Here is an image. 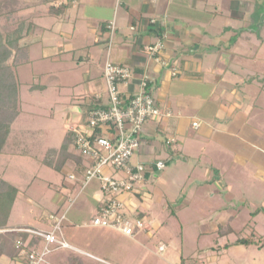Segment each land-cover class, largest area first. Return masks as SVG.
Here are the masks:
<instances>
[{"label":"crops","instance_id":"crops-1","mask_svg":"<svg viewBox=\"0 0 264 264\" xmlns=\"http://www.w3.org/2000/svg\"><path fill=\"white\" fill-rule=\"evenodd\" d=\"M230 2L232 1L222 0L221 13H214V15L228 16L235 22L245 20V7L243 9V6H236L235 0L232 4H229ZM262 4L263 2L259 4L261 9H263ZM208 7L209 0H37L36 4L31 7L30 10L42 9L43 13L32 19V30L29 35L24 37V40L31 43L29 59L33 45L30 37L35 31L38 33L50 31L59 36L61 39H56V42L61 45L63 54L83 51V54L77 57L75 65L68 66L70 72L76 74L75 76H80L75 82L78 83L80 91L73 94L74 98L69 105L72 106L70 108L72 112L85 116L86 111L94 105L97 98L100 102L106 99L102 73L108 41L107 25L114 21L115 31L109 60L114 64L131 69L135 75L126 84L119 86L123 96H129L136 91L137 79L145 70L150 76V91L157 106L162 111L171 114L168 118H151L146 121L140 136L141 147L131 159L133 164L142 163L150 169L155 162L162 161L165 164L164 169L156 173L154 179L150 180V176L147 177V182L141 187V194L123 195V200L127 199L128 206H125V210L128 218H137V215H142L149 219L146 220L147 229L140 232L145 235L150 234L147 236L148 238H141L142 234L135 238H129L111 229L95 227L91 223L96 213L88 222L79 220L73 213L68 219L65 217L61 224L63 238L71 246V249H55L45 257L41 264H134V248L135 246L143 248L140 241L144 238L153 241L152 244L157 247V255L164 253L168 246L178 238H180L181 246L183 240L181 235L182 210L177 211L179 216H171L176 211V207H172L176 201L172 197V191L176 189L178 191L179 188L175 180L176 175L179 172H184V175L190 176L198 170L201 172L204 170L205 173L201 175L206 174L209 178L215 176L212 181H209V178L206 181L204 177L198 180L196 184L201 188L204 183L212 186L214 183L218 185V183L224 182L223 177L220 178V170L213 162L208 161V164H204L201 161L205 152L207 155L211 153L209 141L223 145L229 154L237 157L235 162H242L243 167L250 166L251 170L253 167L255 172L252 171V177L264 184V175L259 174L264 173V132L249 121L251 106L264 111V82L262 83L264 79H261L260 83L259 80H256L258 76L245 80V74H236L239 82L229 88L230 90L228 89L227 92H223L222 95H215L228 68L222 62L218 63L212 70L215 76L209 82V71L207 73V70L211 44L209 43V20L207 21ZM196 12H200L199 15ZM46 18L49 24L50 20L52 21L49 26L38 23L41 22V19ZM261 25L264 24L252 29L249 28V25L244 28L246 34L242 31L237 33L238 38L251 41L248 34L257 32H259L258 38H260ZM67 26L72 32H66ZM234 27L224 28L218 35L219 37H214V39L222 38L223 34H228L231 31L236 32ZM75 31L78 33L74 34ZM157 40H160L164 46L161 55H159L160 62L154 61L144 51L146 46ZM80 43V47L75 46ZM231 47L234 48V45L228 48ZM45 55L42 57H51V55ZM71 61H74L73 58ZM33 79L36 77L34 76ZM241 81L244 84H241ZM251 84H254L255 88L246 92L244 86L250 87ZM46 88L43 86L41 89L46 90ZM209 96L210 99L212 97L216 99L210 101ZM258 99L260 101L256 105ZM190 102L194 107L189 106ZM194 122L199 123L196 128L193 127ZM69 126L76 128L80 125L70 123ZM167 142L169 143L167 144ZM190 160H192V165L188 166ZM71 175L76 179L79 178L78 174ZM76 179L71 181H77ZM78 182L80 183V180ZM238 184L241 185L242 190L243 183L238 181ZM263 184L259 185L258 189L262 190ZM216 188H221L220 191H216L218 194L223 190L222 195L225 200L219 201L221 207L216 208L213 213L215 218H219L220 222L223 219L224 223L219 224L214 231L220 235L222 244L215 243L213 245L221 250L222 255H227L228 251L233 249L236 258L232 263L227 262V264H238L240 255L244 256L248 248L254 247L251 244L252 241H256L259 237V242L262 241L264 244V233L257 238L253 235L254 233L245 238L240 235L239 238L231 242L232 224L240 209L247 208L250 211L248 214L250 223L259 213L264 215V197L258 201L260 202L259 207L251 209V198L243 191L242 198L240 197L238 200L241 203L238 204V211L231 206L234 204L236 195L231 193L229 184L224 182ZM238 191L240 192L239 189ZM143 193L147 194L144 199H142ZM16 199L15 201H17ZM103 200V197L99 199L96 210L99 211ZM186 203L190 205V200L183 198V204L186 205ZM15 204L16 202L11 208L6 225L0 228V236H6L12 230L23 228L18 221L16 223L12 221ZM51 207V212L42 214L41 217L37 214L34 216L38 223H41L40 225L46 227V231H49L52 226L48 217L50 215L58 216L63 204L58 199H54ZM167 209L171 211L170 216H166L164 220L156 218L158 215L156 213L159 210L164 212ZM74 236L77 237L76 241ZM118 236L126 238L125 240L129 243L126 248H129L130 256L128 255V259L125 258L121 261L107 258L97 246L98 244L101 247L106 246L105 244L108 242L111 244ZM82 237L88 240L92 238L95 247L91 250L84 246V243L80 241ZM24 241L29 243L30 237L26 236ZM243 241H246V244ZM0 243V264H23L21 256L13 247L14 240L11 241V244H7L5 241L3 243L2 240ZM160 246H163L161 251L159 250ZM215 246L211 247V243H209V249L210 247L213 249ZM147 250H151L150 247ZM202 252L197 250L189 259L188 264H217V260L214 258L215 254L212 256V253H208V249L204 250L203 254ZM242 253L245 254L242 255ZM210 257L211 259H209ZM185 259L187 258L181 256L180 264H187Z\"/></svg>","mask_w":264,"mask_h":264},{"label":"rangeland","instance_id":"rangeland-1","mask_svg":"<svg viewBox=\"0 0 264 264\" xmlns=\"http://www.w3.org/2000/svg\"><path fill=\"white\" fill-rule=\"evenodd\" d=\"M30 1L36 2L37 0ZM231 1L229 4L234 3V0ZM260 2L262 3L263 0H235L236 6H243V9L245 7L246 10L245 20L235 22L228 16L214 15V13H221L222 0H209V16L207 17V21L209 20V43L211 44L209 46L207 70V73L209 71V75L207 74L209 82L215 76L212 70L215 69L218 63L222 62L228 68L226 69L227 72L223 77L221 86L215 91V95L217 96L222 95L223 92H227L229 88L239 82L236 74H245V80L256 76H258L256 80L260 81L264 79V25H261L260 28V38H258L259 32L248 34L249 38L252 39L251 41H246L237 36V33H240V31L246 34L247 32L244 31V28L249 25L251 29L257 28L260 25L261 14L263 12L259 6ZM30 9L0 17V31L3 34L9 33L22 22L24 23L23 31L28 33L29 30L26 31V28L29 27V23L32 25V19L38 14L43 13L41 12L42 9L38 11ZM38 23L43 26H49L52 21L50 20L49 24L46 18L41 19V22ZM229 26H235L236 32L231 31L228 34H223L222 38L214 39L224 28ZM61 29L63 30V28ZM66 30V32H72L69 26L66 27ZM77 33L75 31L74 34ZM58 38L61 39L50 31H46V33L35 31L30 37L33 44L31 46L30 62L17 69L21 111L11 126L9 141L0 154V177L17 189V201H15L16 204L12 212L13 223L18 221L23 227L35 228L42 231H46V227L40 225L41 223H38L34 216L37 214L41 217L42 214L51 212L54 199H58L63 204L58 216L64 214L68 219L74 213L79 220L88 222L95 213V216L99 214L96 207L98 206L99 199L105 198L96 180H92L82 188L78 182L79 178L76 179L77 181L69 179L71 174H77V168L85 164L78 149L72 143L66 144V150L70 158L66 160V164L63 165L62 170L56 171L43 165V160L48 149L52 147L60 149L65 132H70L75 127L69 126L70 123L86 127L84 125L85 116L83 114H75L70 109L72 106H69L72 102L71 100L74 98L73 94L80 91L78 83H75L80 76H75L76 74L70 72L68 66H74L77 57L82 55L83 51H75L74 55L69 53L63 54L61 52V45L56 42ZM235 42L237 43L236 45ZM260 44L262 45L259 46ZM231 45H234V48H228ZM52 46H57L58 48H48ZM75 46L80 47L81 43ZM44 54H46L45 56L51 55V57L44 58L42 57ZM72 58L74 61H71ZM34 76L36 79H33ZM241 84H244V82L241 81ZM43 86L47 87L46 90L41 89ZM244 88L246 92L247 90L252 91L255 85L251 84L250 87L246 85ZM214 99L216 98L212 97L210 99L209 96L210 101ZM259 101L260 99L255 104L257 105ZM189 106L194 107L192 102H190ZM250 108L249 121L264 132V111L253 106ZM209 151L211 152L209 155L206 152L202 155L201 161L204 164H208L211 161L220 170V178L222 179L223 177V181L229 184L231 193L234 196L236 195L234 204H231V206L238 210V204H241L238 200L240 197L242 198L244 191L251 198V209H254L256 206L259 207L260 202L258 201L264 197V184L252 177V173L255 172L254 168L252 167L251 170L250 166L243 167L242 162H235L237 157L229 154L223 145L214 144L213 141H209ZM59 160L60 156L58 153V155H54L53 161ZM191 161L188 162V166L192 165ZM81 163L82 165H78ZM188 169L191 168L188 167ZM200 172L198 170L190 176L184 175V172H179L176 175L175 180L179 188L178 191L177 189L172 191V197L176 200L172 207H176V211L171 216H179L177 211L182 210L181 235L183 240L181 246L179 244L180 238H178L168 246L164 253L157 255V247L152 244L153 241L147 239V236L150 234L145 235L135 231L134 238L141 234V238H147L140 241V245L143 248L140 249L135 246L133 255L134 264H180L181 256L187 258L185 259L187 261L185 263L188 264L189 259L193 257V254L197 250L204 252L206 249H208V253H212V256L215 254L214 258L217 260V264L232 263L233 259L236 258L233 249H230L227 255H222L221 250L213 245L215 243L222 244L220 235L214 231L219 224L224 223V220L222 219L220 222L219 218H215L213 212L216 208L221 207L219 206V201L225 200L224 195H222L224 193L223 190L219 194L216 193V191H220L221 189L216 187H220L224 182L222 181L223 183H218V185L214 183L212 186L204 183L201 188L200 185L196 184L198 180L204 177V180L208 181L209 177L206 174L201 175L205 173L204 170ZM259 174L264 175L263 172ZM213 177L215 178V176H212L209 178V181H212ZM238 181L243 183L242 190ZM261 184H263L262 190L258 189ZM144 193L142 194V199L147 196ZM183 198L190 200V205H187V203L184 205ZM124 203L128 206L127 199L124 200ZM161 211L159 210L156 213L158 214L156 218L164 220L166 216H170L171 211L169 209L164 210V212ZM249 212L247 208L240 209L238 216L232 224L231 242L239 238L240 235L245 238L254 233L253 235L257 238L260 234L264 233V215L259 213L253 219V222L250 223L248 222L250 218ZM143 220L147 223L146 220L149 219L146 217ZM125 239L118 236L111 244L108 242L105 244L106 246L101 247L99 244L97 246L99 247V251L107 258L121 261L125 258L128 259V255L130 256L129 248H126L129 243ZM74 240H77L76 236H74ZM259 240L260 238L258 237L256 241H252L251 244L254 247L248 248L247 252H245L246 254L242 253V255L245 254L244 256L240 255L238 264H264V244L262 241L259 242ZM4 241L8 242L9 238H5V240L2 238L3 243ZM80 241L90 249L95 247L92 238L88 240L82 237ZM147 241H149V245ZM209 243H211V247L215 246V248L212 249L210 247L209 249ZM42 246V242H39V249ZM148 246L151 250H147Z\"/></svg>","mask_w":264,"mask_h":264},{"label":"built area","instance_id":"built-area-1","mask_svg":"<svg viewBox=\"0 0 264 264\" xmlns=\"http://www.w3.org/2000/svg\"><path fill=\"white\" fill-rule=\"evenodd\" d=\"M107 30L106 60L102 73L106 99L100 102L97 98L96 108L85 113L86 127L83 132L77 127L71 131L76 133V148L89 163L80 182L82 188L96 180L105 197L103 202L106 206H102L91 224L133 238L135 231L142 232L147 229V225L144 220L127 217L123 195L141 194V187L147 182V175L150 176V180L154 179L156 173L164 169L165 164L162 161L155 162L154 170L153 167L150 169L142 163L133 164L131 159L141 147L140 136L146 121L151 118H168L171 114L157 106L150 91L151 79L145 70L137 79L136 91L129 96H123L119 86L126 84L135 75L131 69L109 60L115 31L114 21L108 23ZM163 49V43L157 40L146 46L144 51L154 61L160 62L159 55ZM197 126L198 124L194 122L193 127ZM69 178L76 179L72 175ZM64 218V214L55 217L50 215L48 220L52 222V226L49 231L30 228L12 230L30 237L29 243L21 238L13 243L23 264H41L55 249H71L62 235L61 224ZM39 242L43 244L40 249L37 248ZM162 249L163 246H160L159 250Z\"/></svg>","mask_w":264,"mask_h":264},{"label":"trees","instance_id":"trees-1","mask_svg":"<svg viewBox=\"0 0 264 264\" xmlns=\"http://www.w3.org/2000/svg\"><path fill=\"white\" fill-rule=\"evenodd\" d=\"M36 2L30 0H0V17L30 9L36 4ZM23 24L24 23L21 22L16 29L9 33L3 34L0 31V154L3 152V148L9 141L11 126L21 111L20 85L17 77V69L30 62L29 48L31 43L24 40V37L31 32L33 26L29 23V27L26 28V31L29 30V32L26 33L23 31ZM97 105V103H94V105L87 111L95 109ZM77 128L81 132L82 130H85L84 126H78ZM75 140L76 133L73 131H66L60 149H55L54 147L49 148L43 160V165L56 171L62 170L63 165L66 164V160L70 158L66 150V144L72 143L76 146ZM58 153L60 160L53 161L54 155H58ZM82 158L84 159V166L76 169L80 182L83 180L85 168L87 164H89L84 157ZM78 165H82V163ZM152 167L154 169V166ZM16 196L17 189L0 177V228L6 225ZM102 206H106V204L102 202L99 211ZM136 217L140 220L145 218L142 215H137ZM26 236L27 235L23 233L11 232L7 233L6 236H0V240H2V238H4V240L5 238H9V241L6 243L11 244V241L13 242V240L15 241L18 238L25 240ZM243 242L246 244V241Z\"/></svg>","mask_w":264,"mask_h":264},{"label":"water","instance_id":"water-1","mask_svg":"<svg viewBox=\"0 0 264 264\" xmlns=\"http://www.w3.org/2000/svg\"><path fill=\"white\" fill-rule=\"evenodd\" d=\"M263 9H264V5H263ZM263 23H264V13L261 15V19H260V24H263Z\"/></svg>","mask_w":264,"mask_h":264},{"label":"flooded vegetation","instance_id":"flooded-vegetation-1","mask_svg":"<svg viewBox=\"0 0 264 264\" xmlns=\"http://www.w3.org/2000/svg\"><path fill=\"white\" fill-rule=\"evenodd\" d=\"M263 5H264V0H263V4H262V7H263ZM262 11H263V12H262V14H263V13H264V9H262Z\"/></svg>","mask_w":264,"mask_h":264}]
</instances>
